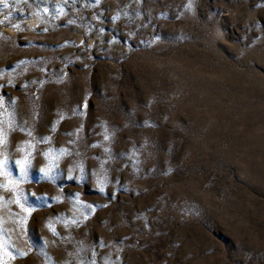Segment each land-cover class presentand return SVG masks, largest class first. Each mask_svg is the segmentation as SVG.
Listing matches in <instances>:
<instances>
[{"label":"rangeland","instance_id":"1","mask_svg":"<svg viewBox=\"0 0 264 264\" xmlns=\"http://www.w3.org/2000/svg\"><path fill=\"white\" fill-rule=\"evenodd\" d=\"M0 139L5 264H264V0H0Z\"/></svg>","mask_w":264,"mask_h":264},{"label":"snow or ice","instance_id":"2","mask_svg":"<svg viewBox=\"0 0 264 264\" xmlns=\"http://www.w3.org/2000/svg\"><path fill=\"white\" fill-rule=\"evenodd\" d=\"M190 7V6H189ZM30 135V134H29ZM105 139H107V136H105ZM47 140V138H45V141ZM4 140L0 139V144H3ZM29 149H31V145H28ZM20 151H24L23 148L19 149ZM63 151V150H61ZM47 155V154H45ZM31 151L27 152L21 159H16V160H11L9 157L7 156H3L0 157V175L4 176L6 179L11 176L12 171L14 170H18L19 175L17 177L18 180L20 181H25L28 178L29 175V170L32 168V163H31ZM41 174H43V178L45 179H51L52 177L49 176L47 173L44 172V169H39L38 170ZM9 185H13L12 187V191L15 192V185L13 183V181L11 180H7L6 183H0V188H4L6 190L9 189ZM101 191H103V189H101ZM29 196L32 197V199L35 201L36 206L39 207H43V206H47V201L48 197L44 196V195H40V196H36L34 193H29L28 195H25L23 192L20 193L19 197L14 201L18 206H20L23 211L26 213V215L19 221L21 224L26 223L28 216L31 214L32 209H24L23 205L21 204V200H24L25 202L28 201ZM3 197H0V200H2ZM54 199V198H51ZM50 231H53L51 228H49ZM53 234L55 235V232L53 231ZM44 244V241L41 239V245H35L37 247H40ZM2 247V246H0ZM9 256H11V253H5ZM21 256L26 255V253L23 252H19L18 253ZM0 264H5V262L2 260V258H0Z\"/></svg>","mask_w":264,"mask_h":264}]
</instances>
